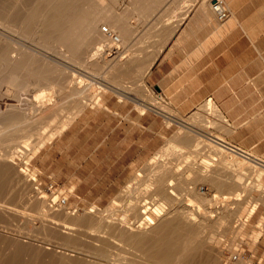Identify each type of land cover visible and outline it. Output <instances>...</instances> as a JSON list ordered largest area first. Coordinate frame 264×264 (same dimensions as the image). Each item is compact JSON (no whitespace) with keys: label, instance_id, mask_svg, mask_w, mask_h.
<instances>
[{"label":"crops","instance_id":"1","mask_svg":"<svg viewBox=\"0 0 264 264\" xmlns=\"http://www.w3.org/2000/svg\"><path fill=\"white\" fill-rule=\"evenodd\" d=\"M77 1L84 0H72V7ZM212 1L78 6L97 8L98 18L118 35L109 40L119 45L103 52L91 36L95 49L87 53L112 56L103 70L128 72L130 91L110 83L99 102L48 141L34 157L42 178L72 189L76 198H114L163 143L155 135L169 133L165 120L209 102L223 118L218 130L226 143L254 152L264 166V0H224V17Z\"/></svg>","mask_w":264,"mask_h":264},{"label":"rangeland","instance_id":"2","mask_svg":"<svg viewBox=\"0 0 264 264\" xmlns=\"http://www.w3.org/2000/svg\"><path fill=\"white\" fill-rule=\"evenodd\" d=\"M13 2L14 1L12 0H0V16H2L6 22L17 17V24L21 19L24 18L26 6H23V8L19 7V13L17 14L15 12L16 9L14 8L16 7H14ZM112 2L113 0L101 1V3L104 4H109ZM77 3L87 8V6L90 4L92 6H97L98 0H84L77 1ZM104 4H100V6L103 7ZM79 5H77L76 7H78ZM0 30L2 29L0 28ZM33 31L30 30L29 32H27V35H30V37L36 35L35 33H33ZM80 34H82L83 36L77 41H81V45L71 50L80 52L75 56H77L81 61H84L85 66H88L87 64L90 65L91 61V66L98 67L99 80H96L101 82L93 81L92 79L85 76H82L83 80L82 82H80L79 76L81 75L78 71L66 72L64 70H61L56 73H51V78L54 81L52 85L54 87H52L50 91L53 96H44L40 98V100L44 103H50L54 101L59 106L64 108V110H66L71 106L76 98L66 97V92H63L62 87L66 88L70 86L69 88L72 89L78 86L82 87V85H84L85 83L93 81V84L87 89L85 96H82L81 99L79 98V100H81V105L79 103V108L76 110V112L70 114V119L76 117L82 111V109L85 108V106L96 104V102H99L103 92H108L111 89V84L124 87V89L130 91V87L128 86V72L103 70L105 66L104 64L111 62V60H109L108 58H112V56H105V58H103V56H100L98 57L97 61L90 60L89 62L85 63V61H87L88 59L93 58V55H88L87 52L95 49L92 48V43L94 40L91 35L88 36V33L84 31ZM27 39L31 41V38ZM106 40L109 42H105ZM57 41H59V38L55 33L47 38V45L50 44L49 48L51 51H63L64 49H70L69 47L61 48L57 46ZM102 43H104L101 44L102 52L103 48L105 47L119 45V43H112V41L110 42V40L106 38ZM4 46L5 44L3 42H0V50ZM83 51H85L86 53L83 54ZM78 64L79 66H81L80 63H77V65ZM40 65V62L35 61L31 64L26 65V67L28 66L29 68H22L23 71H21V73L27 79L30 93L31 90L36 88L37 83L47 82L38 78L37 74L41 75L40 72H42V75L46 73L49 74L47 65L43 66V68H41ZM105 80H107L108 87H106V85H103L104 83H102H106ZM132 89L133 91H137L136 89L140 90L141 88L133 87ZM15 94L16 93L12 92V94H10L7 99L5 97L3 98V100L0 99V106H2V108L4 107L1 111L2 114H0V116L2 115L0 117V121L4 123H8L9 121V124L0 126L1 129L4 127L7 128V130L0 135V152H11L13 150H18L17 148L19 147L22 148L24 146L23 149H25V153L23 156L20 154L18 155V153H14V162H9V166H11L9 175L5 177L2 182L3 190L0 192V201L3 203L2 207H0V264H6L7 262H11L9 264H35L36 262L38 264H69V262L70 264H96L95 262L98 259L91 257L90 255H92V253L90 252L96 251L98 249H104L108 244V250L120 252V254L125 255L124 257H127L128 260H133L141 264H157V262L152 261V259L142 256V254L139 251L137 252L134 248L125 245L122 241L114 238L113 236L111 237V235H109L107 231L109 229V226H120V220L125 216L127 220L132 224V226L136 228V219L139 218L140 214L138 213V215H135L136 213H132L136 211H132L129 204L136 203L137 198H139V196L141 198L146 193L145 186L150 181V177L156 176L158 174L159 170L161 169V165H164L166 163V160L176 161L175 159H177V156H179L180 159H183V155L185 156L184 160L188 162L190 161L191 164L193 162H191V159L195 160L193 162L195 164H192V168H194V170L198 171L199 169L201 170L203 168V170H206L209 166V168L212 169L211 171L208 168L207 170H209L210 172L206 171L207 174L205 173V171L201 170L200 173H196L197 171H188L184 175L185 179L197 182V188L204 192L205 196L209 199L208 203L206 202L205 206H201L202 211H204L201 215L202 217L200 216V219L202 220L199 219L200 222L198 221L196 223L197 227L195 232V243H202L200 250L197 249L198 251L202 250L201 252L203 254H201L204 255H201V259H204L207 256H211L216 259L222 258V260L219 259V264L226 263L228 260L229 261L227 264H236L239 260L246 261L247 264H253L263 259L264 166L259 163L260 159L254 152L245 150L252 155L246 157L238 152L228 150L226 148H220L216 144L214 145V143L207 137L210 136L212 137V139H214V136L218 135L225 139L224 134H222L218 130L220 123H223V118L221 117V121L216 118V114H220V112L215 104L211 102L204 103L199 106L196 111H192L185 115L173 112L176 116H171L167 121L165 120V122L169 126V133L166 134L163 139L161 136L155 135V142L158 141L159 143H163L158 146V148L150 158H148L138 166V168L135 170L129 180L122 186L121 190L115 195V197L106 200H87L76 198L74 197L72 189H68L65 186L52 181H46L41 177L39 170L35 167L34 157L48 143V141H50L57 135L58 132H55L51 137L46 134L44 144L42 146L37 145L33 150V145L37 140L40 139L38 133H34L33 136L29 135L30 137L26 142H20L19 139L18 141L17 136L20 132H36V126L40 125V121L44 119L40 116L37 117V119L42 120L38 121L37 119H34L36 120L34 121L31 119L30 121L32 123L29 122L30 125L29 123L26 124L25 113L22 112V107L20 105L19 106L21 109H18L19 103L17 101H19V96ZM14 95L18 98H15ZM14 98L16 100H14ZM29 98L32 99V97L30 96ZM206 104H209V110L206 108ZM12 109H14V111ZM11 110L13 112H11ZM16 111H18L19 113L16 114ZM11 115L14 118L16 117L17 119L20 118V121L23 123L22 124L18 119V121L21 123V126H19L20 128L16 127V121L13 122L15 119L12 118L13 121L9 119L11 118ZM22 115L24 116V118L22 117ZM5 117L7 121L5 120ZM213 121L217 123L215 124ZM24 123L26 125H24ZM53 123L55 124L53 126V130L56 131L57 129L55 127H57L58 122L53 121ZM160 123L161 121H157L155 126H158ZM207 124L210 126H208ZM49 127L50 126H48L47 128L43 127L40 131L50 129ZM187 132L190 136L195 137L199 140L201 139V142L197 143L198 149H196V145V147L194 146V148H192L193 146L182 147V144L184 145V143H181L180 141L181 147L179 146L178 152H180L181 154L178 153L175 155H170V153H168V150L171 141L177 140L176 138H178L179 135ZM202 143H204V145ZM199 146H202L203 148ZM216 146L219 149H216ZM185 148L189 149L185 150ZM199 148L202 149L200 150ZM194 150L196 151L194 152ZM192 155H194L195 157ZM186 161L183 162V164H185ZM188 166L189 165H187V167ZM198 166L201 167L198 168ZM195 167L198 169H196ZM21 168H24L26 170V174L20 171ZM202 171L206 174V176ZM202 173L203 175L201 176ZM193 174H195L196 177H194ZM191 175L196 179H192ZM214 179L218 180V182H220V180H223V182L225 183H219V186L218 184H216V180L214 181ZM142 181L144 183H142ZM222 184H224V186ZM217 185L219 187H217ZM236 187L240 188L239 190L241 191V194H239V190H235ZM144 191L145 193H143ZM224 193L231 194L233 198L230 201H225ZM64 198L66 200L65 202H62ZM40 200L45 201L43 202L45 206L40 207L38 205ZM188 200L192 201L193 198L188 195L187 201ZM202 207H204L205 209ZM224 208H227L226 211H229V213L225 220H221L217 217L219 210H223ZM241 208L242 212L238 213ZM209 209L210 212L207 211ZM66 211L69 215L67 217L65 214ZM89 214L98 218H100L102 215L103 217H105L101 226V230H97V226L96 228H94L89 227L88 225H73L72 228L64 226V220H69L71 217L78 215ZM173 214H176V212ZM201 221L203 223H201ZM210 234L213 235V239H210ZM17 243L25 245L23 251H21L19 254L16 249ZM78 247L80 249H78ZM220 250H222L223 253ZM219 252H221L222 254H219ZM195 253V258L200 259V252L198 253L196 251ZM9 258H11V261L8 260ZM225 258L226 260H224ZM60 260L62 261V263ZM173 262L170 264H175V262Z\"/></svg>","mask_w":264,"mask_h":264},{"label":"bare ground","instance_id":"3","mask_svg":"<svg viewBox=\"0 0 264 264\" xmlns=\"http://www.w3.org/2000/svg\"><path fill=\"white\" fill-rule=\"evenodd\" d=\"M12 1H14L13 2L14 7H16L14 9H16L15 12L17 14L19 13V7L23 8V6H26V12H25L24 18L21 19L19 21V23H17V24H16V22H18L17 17L14 19L8 20L6 22L3 19V17L0 16V24H1L0 28L2 30H4V31L0 30V42H3L5 44V46L2 47V49L0 50V99L3 100L4 97L7 99V97L10 94H12V92L16 93L17 96H19V98L17 96H15L16 94L14 95V97L15 98L17 97L19 100V101H17L19 103L18 109H21L20 108V106H21L22 112L25 113V119H26L25 123L26 124L29 122L32 123L30 121L31 119L34 120L40 116L44 119V120H42V119L38 120L37 119L38 121H40V120H42V121H40V125L36 126L37 127L36 132H32V133L29 131L20 132L19 135L17 136V140L19 139L20 142H26L30 137L29 135L33 136L34 133H38L40 139L36 141V143L33 145V147L31 146L32 150H33V149H35V147L37 145L42 146L44 144L46 134H48L49 137H51V136H53V134L55 132H58V133L62 132V130L64 128H66V126L72 120V119H70L71 118L70 114H72L73 112H76V110L79 108V103L81 101V100H79V98L81 99L82 96H85L87 89L93 84V81L101 82V81H98L99 80L98 79L99 78L98 67L91 66L92 62L90 61V60H92V61L96 60L97 61L99 55L96 53L93 55V58L85 61V63H87L89 61L91 63L90 65L87 64L88 66H85L84 61H81L80 59H78V57L75 56L76 55L74 53L75 51L71 50L72 46H76V45L81 44V41L78 42L77 40H73L72 36H78L80 38L81 36H83L80 33L84 31V32L88 33V35L95 37L96 44H98V42H99L100 45L104 44L105 42H109L106 40L104 43H102L105 38L109 40V37H110V38L114 39V41H118L119 37L117 34H116L117 38L113 37L111 35V32L115 34L114 30L110 27V25L105 21L104 18H100V19L98 18L97 8H94L93 10L90 9V12H88V11L86 12L83 10V8L81 6L80 7H72V4H73L72 0H12ZM74 1L76 2V0H74ZM101 1L102 0H100V2ZM101 4H104V3H101ZM104 26L107 28V31L104 29ZM30 30L33 31V33H35L36 35H34L33 37H30V35H27V32H29ZM53 33L57 34V37L59 38V41H57V43H56L57 46H59L61 48H63V47L68 48L69 47L70 49H64L63 51H61V50H57V51L52 50L51 51L49 48L50 44L47 45V38L50 37ZM23 36H25V37H23ZM27 38H31V41L28 40ZM35 61L40 62V64L42 65V66L40 65L41 68H43V66L47 65L49 74L46 73V74L42 75V72H40L41 75L37 74L38 78H40V80L47 81V82L37 83L36 88L31 90V93H30L29 92L30 88H29V85L27 83V79L25 76L22 75L21 71H23V69H27V67L29 66L28 65L26 67L27 64H31ZM77 63H80L81 66H79V64L77 65ZM82 66H85V67H82ZM61 70H64L66 72L67 71H71V72H75V71L77 72L78 71L81 75V76H79L80 82H82V80H83L82 76L88 77V78L93 80V81H90L89 83H85L84 85H82V87L78 86V87H74L72 89L69 88L70 86L66 87V88L62 87L63 92H66V97H75L77 99V100L75 99L73 101V103L71 104V106L66 110H64V108L59 106L54 101L50 102V103H44L43 101L40 100V98H42L44 96H53L51 91H50L52 89V87H54L52 85L54 83V81L51 78V73H56V72L61 71ZM91 71H94V72H91ZM46 72H47V68H46ZM96 79H98V80H96ZM103 79H101V80H103ZM105 81H106V83L105 82H102V83H104L103 85H106V87H108L107 80H105ZM29 96L32 97V99H30ZM15 98H14V100H16ZM80 105H81V103H80ZM209 107H210L209 104H206V108L208 109ZM3 108H2V106H0V112L2 111ZM14 109H12V110L14 111ZM6 110H7V108H6ZM12 110H11V112H13ZM16 112H17L16 114H18L20 112V110H19V112L18 111H16ZM0 114H2V112ZM20 114H21V112H20ZM10 117L11 118H9V119H11V121H13V119H15L13 122H15V121L17 122L16 127L21 126L22 122L20 121V118H18V119L21 123L18 121V119L16 117L14 118V117H12V115ZM22 117L24 118L23 115H22ZM221 117H222L221 114H219V113L216 114L217 119L220 120ZM72 118H73V116H72ZM5 120H6V117H5ZM11 121H10V123H11ZM34 121H36V120H34ZM53 121L58 122L57 127H55L57 129L56 131L53 130V126L55 125L53 123ZM220 121H218V122H220ZM25 123H24V125H26ZM30 123H29V125H30ZM7 124H9V121H8V123L7 122L4 123V122L0 121V126L7 125ZM48 126H50L49 127L50 129H45L44 131H40L41 128H43V127L47 128ZM208 126H210V125H208ZM219 128H220V126H219ZM6 130H7V128H5V127L2 129L0 128V135L3 134ZM209 133H211V132H209ZM205 136H207V135H205ZM207 137L214 143V145L216 144L220 148H226L228 150L233 151L232 147L230 146V143H228V142L226 143V140L224 138H222L218 135L214 136L216 139L215 138L212 139V137H210V136H207ZM176 139L177 140L171 141V144L169 146V150H168L169 152L168 153H170V155L171 154L175 155L178 153L181 154L180 152H178L179 146H180V141H181V143H184V145L182 144V147H192L193 146L192 148H194V146L196 145L197 146L196 149H198L197 143L201 142L200 141L201 139L199 140L195 137L190 136L188 134V132L182 133ZM202 144L204 145V143H202ZM231 145H233V144H231ZM217 146H216V149H219V148H217ZM199 147H202V146H199ZM23 148H24V146L22 148L19 147V148H17L18 150H13L11 152L10 151H6V152L1 151L0 152V192L3 190V188H2L3 187L2 186L3 179L9 175V172L11 170V168H10L11 166H9V162L10 163L14 162V153H18V155L20 154L23 156L25 153V149H23ZM192 148H190V149H192ZM180 149H184V148H180ZM188 149L189 148H187V149L185 148V150H188ZM2 150H3V148H2ZM195 151L196 150H194V152ZM199 152H201V151H199ZM220 152H221V150H220ZM167 155H169V154H167ZM192 156H194V155H192ZM182 157H183V159H180L179 156H177V159H175L176 161L166 160V163L164 165H161V167H160L161 169L159 170L158 174L156 176L150 177L151 178L150 181L145 186L146 193L144 191L143 193H145V194L141 198L138 195L139 198H137L136 203H133V204L128 203L131 207V210L136 211V212H132V213H136L135 215H138V213L140 214L139 218L136 219L137 220L136 221L137 227L136 228L133 227L132 224L127 220L126 216L125 217L123 216L124 218H121V220H120L121 222L119 221L120 226H118V227H110L109 226L107 233L109 235H111V237L113 236L114 238L122 241L125 245H128V246L134 248L137 252L139 251L142 254V256H144L145 258H149V259H152V261L157 262V264L158 263L159 264H170L173 261L175 262V264H192V263L196 264L197 262L199 264H219V259L222 260V258H219V257H218L219 259H216V258H213L211 256H207L206 258L201 259V255L203 253L201 252L202 250L201 251H198V250H200L202 243L201 244L195 243V240H196L195 232H196V227H197L196 223L199 221L200 216L204 212V211H202L201 206H205L206 202L208 203L209 199L205 196L204 192H202L199 188H197V186H196L197 182H193L191 179H190L191 181H189L188 179L184 178V175L186 172H188V171H191V172L194 171L195 172L197 170H194V168H192V164L193 165L195 164V163H193L195 161L194 159L192 160L190 158L191 162L193 161L191 164L190 161L188 162V161L184 160V157H185L184 155ZM170 158H172V157H170ZM207 160H209V159H207ZM185 161H186V163L183 164V162H185ZM187 165H189L188 166L189 168L187 167ZM197 165H198V163H197ZM200 167L198 166V168H200ZM198 168H196V169H198ZM203 169H201V170H203ZM207 169L203 170V171H205V173H206V171H209V170L212 171V169H210V168H209V170H207ZM201 170L199 169L196 173H200ZM20 171L22 173L26 174V170L24 168H21ZM203 173L201 174V176L203 175ZM206 174H205V176H206ZM193 175H194V177H196L195 174H193ZM212 176H210V177H212ZM191 177H192V175H191ZM194 177H192V179ZM194 179H196V178H194ZM215 180L216 179H214V181ZM195 181H197V180H195ZM217 182H218V180H216V184L219 185V183H222L223 180H220V182H218V183ZM142 183H144V182L142 181ZM223 183H225V182H223ZM218 185H217V187L220 186V185L219 186ZM222 185L224 186V184H222ZM233 186H235V185H233ZM236 186H237V183H236ZM239 189H240L239 187L235 188V190H237V191ZM241 190H243V189H241ZM142 191H143V189H142ZM239 194H241V191ZM188 195H190L193 198L192 201H189V200L187 201ZM222 196H223V194H222ZM131 198H133V197H131ZM224 198H225V201H230L233 197L231 196V194H225L224 193ZM135 201H136V199H135ZM43 202H45V201L40 200L38 205L40 207L45 206L43 204ZM2 205H3V203L1 202L0 207H2ZM179 208H181V209H179ZM202 208H204V207H202ZM224 209L219 210L217 218H219L221 220L222 219L225 220L229 211L228 212L226 211L227 208L225 210ZM173 211H175L176 214H173V213H175ZM207 211L210 212V209ZM241 212H242V208H241V210L238 211V213H241ZM171 213H172V215H171ZM65 214H66V217L69 216L67 211L65 212ZM106 215H108V214H106ZM104 218L105 217H103V215L100 218L94 217L91 214H89V215H78V216L71 217L69 220H64V222H65L64 226L68 227V228H72L73 225H84V226L88 225L89 227H94V228H96V226H97V228H98L97 230H101V226H102V223L104 221ZM209 219H211V218H209ZM200 220H202V219H200ZM201 223H203V222L201 221ZM210 235H211L210 239H213L214 238L213 235L212 234H210ZM29 244H31V243H29ZM38 244H40V243H38ZM13 245H14V243H13ZM16 246H17L16 249H17L18 254L21 251H23V249L25 247V245H23L21 243H17ZM108 246H109V244L107 246H105L104 249H98L96 251L90 252V253H92V255H90L91 257H94V258L99 260V261L97 260L95 262L96 264H141V263H138V262L133 261V260H128L127 257L125 258L124 257L125 255L120 254V252L108 250ZM14 247H15V245H14ZM78 249H80V248L78 247ZM14 250H15V248H14ZM196 251L198 253L200 252V259L195 258V256H196L195 252ZM220 251L222 252V250H220ZM122 252H124V251H122ZM221 252H219V254L223 253V252L222 253ZM186 255H188V256H186ZM202 256H204V255H202ZM33 259H35V258H33ZM8 260L11 261V258H9ZM224 260H226V258ZM39 261H41V260H39ZM228 261L226 263H223V264H227ZM33 262H34V260H33ZM9 263H11V262H7L6 264H9ZM61 263H62V261H61ZM42 264H45V263H42ZM69 264H70V262H69ZM236 264H247V262L243 261V260H239L238 263H236Z\"/></svg>","mask_w":264,"mask_h":264},{"label":"built area","instance_id":"4","mask_svg":"<svg viewBox=\"0 0 264 264\" xmlns=\"http://www.w3.org/2000/svg\"><path fill=\"white\" fill-rule=\"evenodd\" d=\"M212 7H213V9L218 13V15L220 16V17H224V16H226L227 14H228V9H227V6H226V4H225V2H224V0H213L212 1ZM104 29L107 31V28L104 26ZM111 35L113 36V37H115V38H117L116 37V34H114V33H112L111 32ZM231 147H232V149H233V151H235V152H238V153H240V154H242V155H244V156H246V157H249L251 154L249 153V152H247V151H245V150H243V149H240L238 146H236V145H230ZM252 156V155H251ZM65 198L62 200V202H65ZM253 264H264V257H263V259L262 260H260V261H257L256 263H253Z\"/></svg>","mask_w":264,"mask_h":264}]
</instances>
